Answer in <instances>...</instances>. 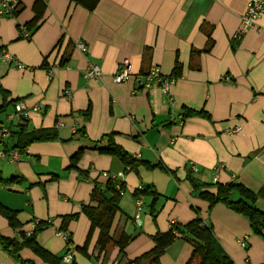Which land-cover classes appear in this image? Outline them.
Wrapping results in <instances>:
<instances>
[{
	"label": "crops",
	"instance_id": "1",
	"mask_svg": "<svg viewBox=\"0 0 264 264\" xmlns=\"http://www.w3.org/2000/svg\"><path fill=\"white\" fill-rule=\"evenodd\" d=\"M35 1L19 0L17 13L0 21V54L24 65L0 60V108L3 92L10 103L0 114V130H11L0 151L18 150L19 131L55 134L18 150V162L0 157V177L9 180L0 182V202L19 211L21 231L32 230L36 220L48 222L37 242L58 256L69 250L72 260L63 264H129L154 248L157 233L200 217L212 225L219 256L233 264H263L264 236L226 205L211 208L194 194L189 177L212 193L217 183L230 182L264 190V14L241 34L249 0H99L92 11L74 0H47L42 19L24 38L21 28L35 17ZM80 42L86 52L76 47ZM125 60L133 74L158 66L170 77L178 65L179 77L168 96L157 89L135 93L133 80L114 82ZM91 64L101 67L100 78L85 76ZM18 101L29 112L23 130L8 118ZM188 109L209 116L187 118ZM237 126L242 128L235 132ZM111 133L139 164L122 179L121 211L110 231L114 241L100 254L98 229L86 244L91 222L82 205L91 203L95 185L124 172L118 158L95 149L107 146ZM81 148L74 168L71 159ZM146 187L157 198L152 190L134 194ZM137 197L143 201L139 226ZM256 205L264 212V197ZM71 215L77 217L62 230ZM62 231L71 235L70 249ZM0 233L18 236L1 215ZM123 234L134 239L121 252L115 241ZM192 251L177 238L164 249L161 264H187ZM19 255L0 244V264H49L29 249Z\"/></svg>",
	"mask_w": 264,
	"mask_h": 264
},
{
	"label": "trees",
	"instance_id": "2",
	"mask_svg": "<svg viewBox=\"0 0 264 264\" xmlns=\"http://www.w3.org/2000/svg\"><path fill=\"white\" fill-rule=\"evenodd\" d=\"M74 1L89 11L94 10L99 2V0ZM46 6L47 0L35 1L34 10L36 15L26 27L30 32L31 29L37 26L42 19ZM62 63H64V60ZM178 69L179 67L177 65V68L175 67L174 77H179ZM3 95L5 98V103L3 107L0 108V114L6 111L10 104L7 101V93L3 92ZM89 115L90 110H87L85 112V116L88 117ZM184 116L188 118L195 116L208 117L209 115L205 111H195L188 109ZM26 123L27 122L25 120V122L19 124L17 127L23 130L26 126ZM18 134L20 135V141L16 148H18L20 152H23L24 149L34 141H49L55 139V134L51 131H39L31 133L19 131ZM107 137V146L98 147L99 145H97L95 149L102 154L118 158L125 166L124 173L133 171L138 166L139 162L115 142L113 133L109 134ZM84 151L85 150L81 148L72 157L71 162L74 168H78V162ZM8 181L9 180L4 181L0 177V182L8 183ZM189 181L193 187L194 194L208 201L211 208L217 203L226 205L232 211L246 217L250 221L252 230L255 234L264 236V212L259 210L256 205L257 200H259L260 197H264V190L259 193H255L242 184L230 182L226 184L217 183L216 193H212L208 189V187H210L209 185L204 184L192 177H189ZM117 182L118 181L116 179L112 178L106 183V185H95L91 195V203L89 205H82V212L89 218L91 222L90 232L86 244L89 242L90 236L94 229H98L99 237L97 241V250L100 254L111 242L114 241L110 231L116 215L121 211L119 207V199L122 196L120 190H118L116 187ZM121 183L124 184L123 182ZM121 188L123 191L124 185H122ZM149 190L152 189L146 187L141 191L136 190L134 194H136V196L139 194H148L150 193ZM151 194L156 195L154 190L151 191ZM157 196L158 194L155 197L157 198ZM18 214L19 211L8 208L0 202V215L8 221L9 226L14 231L18 232V236L12 238L3 236L0 233V244L4 250L20 259V251L23 249H29L44 262L49 264H63L64 256L69 252V250H67L64 256H58L49 252L37 242L39 233L49 227L50 224H48V222L39 220L32 235L28 236L26 232L21 231L22 224L18 219ZM76 217L77 215L66 216L64 218V225L61 227V229L68 230L66 228L67 224ZM177 238H182L183 240L190 243L193 247L191 257L187 264H233V261L229 256L218 255L216 249L217 244L215 241L212 225L205 222L200 217L195 218L187 224L173 223L168 231L157 233L152 238L155 243L154 248L148 253L134 258L129 262V264H142L145 261L149 262L150 264H161V255L164 249L170 246ZM133 239L134 236L123 234L119 237L117 242L115 241V244L122 252L126 245ZM71 244V235L69 234L67 246L69 247ZM22 263L33 264L24 260H22Z\"/></svg>",
	"mask_w": 264,
	"mask_h": 264
},
{
	"label": "built area",
	"instance_id": "3",
	"mask_svg": "<svg viewBox=\"0 0 264 264\" xmlns=\"http://www.w3.org/2000/svg\"><path fill=\"white\" fill-rule=\"evenodd\" d=\"M202 1V0H199ZM19 0H0V21L3 18H6L8 16L15 15L19 9ZM264 14V0H249L247 4L246 12L241 17V34L247 32L249 29L256 26L257 21L259 18ZM21 35L24 38H29L31 36L30 31L26 27L21 28ZM76 47L82 51H87V46L83 42L77 43ZM0 60L4 62H15L16 65L19 68H24V65L20 62L14 59V57L7 53H1L0 54ZM85 76L90 79H98L102 76V69L97 64H91L88 70L85 73ZM130 80H133L135 84V93L141 92L143 90L148 89H157L159 90L163 95L168 96L171 90V87L175 85L177 82V77L170 76L167 77L162 74L161 69L158 66L151 67L148 71L144 73H138L133 74L131 71V68L129 66L128 61H123L120 65V68L118 72L114 75V82L117 84L126 83ZM67 95H70L69 91H66ZM41 106L37 105L34 106V110H40ZM29 112L28 107L26 106L24 101H18L16 102L14 106V110L9 114L8 118L10 121H17L20 124L25 122V120L28 118ZM241 126H237L235 128V132H238L241 130ZM11 136V130L9 127L5 126L2 127L0 130V140ZM26 157L29 156V154L25 155ZM0 157H7L12 162H18L21 160L23 155L18 150H11L9 152L0 151ZM195 169V167L193 166ZM216 173L220 172V167L215 168ZM124 172L118 174L117 176H114L113 178L116 179L117 182V189L120 190L121 194H123V191L121 190L122 186V179L124 177ZM104 176H107V173L103 174ZM218 177H216L217 179ZM136 205H137V214L135 215V223L139 226L141 225L140 220V212L143 208V201L139 197L136 198ZM39 220H36L33 224L34 228L30 231H27V235H32L34 229L36 228ZM62 236H64L67 240L69 239V233L67 231H62L60 233ZM70 245L68 249H70ZM65 261L71 262L72 260V254L71 252H68L64 256Z\"/></svg>",
	"mask_w": 264,
	"mask_h": 264
},
{
	"label": "rangeland",
	"instance_id": "4",
	"mask_svg": "<svg viewBox=\"0 0 264 264\" xmlns=\"http://www.w3.org/2000/svg\"><path fill=\"white\" fill-rule=\"evenodd\" d=\"M5 116L4 115H2V118H4ZM125 175V174H124Z\"/></svg>",
	"mask_w": 264,
	"mask_h": 264
}]
</instances>
